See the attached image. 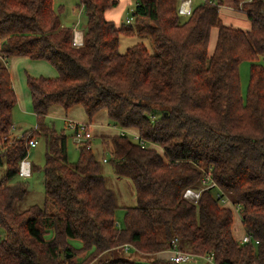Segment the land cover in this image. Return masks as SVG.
I'll return each instance as SVG.
<instances>
[{"label": "trees", "instance_id": "1", "mask_svg": "<svg viewBox=\"0 0 264 264\" xmlns=\"http://www.w3.org/2000/svg\"><path fill=\"white\" fill-rule=\"evenodd\" d=\"M223 2H200L184 18L180 0H134L132 21L116 26L105 13L117 0H79L85 25L75 47L53 0H0V264H175L113 256L125 247L157 256L173 240L183 252L212 255L213 264H264V0L234 5L246 30L225 24ZM136 35L153 52L136 44L119 53L120 38ZM11 58L46 62L57 73L26 76L36 130L21 136L12 133ZM243 62L250 64L244 98ZM53 107L81 108L89 121L104 111L112 127L134 130L142 141L102 138L112 146L113 172L135 192L121 225L91 140L78 145V160L69 163L64 131L45 123ZM32 140L45 148L44 203L18 211L28 193L19 165ZM37 170L31 165V174ZM206 179L215 187L206 189ZM186 190L200 194L196 203L183 198ZM232 209L256 245L233 238Z\"/></svg>", "mask_w": 264, "mask_h": 264}, {"label": "rangeland", "instance_id": "2", "mask_svg": "<svg viewBox=\"0 0 264 264\" xmlns=\"http://www.w3.org/2000/svg\"><path fill=\"white\" fill-rule=\"evenodd\" d=\"M118 9L112 12L117 13L121 16L119 24L126 26L125 22L132 17V11L134 10L135 3L134 0H117ZM195 5V3H194ZM53 8L55 13L59 15L61 24L64 27L70 28L72 31L77 30L78 32L83 29L85 25V14L83 9L79 4V0H53ZM121 22V23H120ZM143 44L150 53L153 52L151 43L146 37L134 36L132 38H120L119 42V53H124L127 48L136 45ZM13 59L7 61V67L9 69L11 79L15 83V93L17 98V105L13 110V130L12 133L15 136H21L27 131L36 130V121L32 113L31 100L28 89L26 87V76L32 78H44V79H53L57 76V73L53 67H51L46 62H35L30 61H21L12 64ZM260 64L264 68V58L260 60ZM249 63L243 62L239 66V77H240V87L242 97L246 95L247 85H248V76H249ZM56 113V112H55ZM49 113L45 119L46 125L55 129L58 133L64 131V134L67 137V156L69 163H76L78 160V145L73 137L70 130L64 124V118H69V112L65 113L60 111V113ZM100 114V119H96L99 123L98 131L93 132V139L91 140V148L95 154L96 159L101 163L102 173L106 179L107 186L115 193L117 197V203L119 209L115 215V221L117 224H122V218L124 214V209L127 207L135 206V192L131 182L125 178H118L113 172L110 165L111 151L112 146L110 144L104 143L102 140V135L111 136V135H123L126 136L130 141L134 142V137L137 135L135 132L130 130H122L120 128H115L110 125L108 122L107 115L104 111ZM76 116L74 118L75 123H86V116L84 111L81 108L76 109ZM99 115H96V118ZM85 120V121H83ZM83 121V122H81ZM90 130V129H89ZM157 152L161 154V150L158 147H154ZM44 153L45 148L42 141L37 140V146L30 149L28 152L27 161L38 169L37 171L32 172L31 177L21 178L28 187V193L24 201L20 204H17V210L22 211L30 206L37 205L39 207L43 206L44 203V189L42 184V173L40 172L44 165ZM41 169V170H40ZM5 169L0 168V180L4 176ZM216 195V194H214ZM223 204V202H222ZM226 205V204H225ZM233 214V225H232V234L233 238L236 241H239L243 236L241 230L240 219L237 211L235 212L232 209ZM240 228V229H239ZM5 236V232L0 229V240ZM52 236V233L48 234L47 238L49 239ZM162 237V230L157 229V238ZM75 245H78L76 242H73ZM115 259H122L131 261L134 263H149L155 260L156 256H143L134 251L125 252L117 249L113 252ZM189 264H208L204 259L195 258Z\"/></svg>", "mask_w": 264, "mask_h": 264}, {"label": "built area", "instance_id": "3", "mask_svg": "<svg viewBox=\"0 0 264 264\" xmlns=\"http://www.w3.org/2000/svg\"><path fill=\"white\" fill-rule=\"evenodd\" d=\"M200 2H209L215 4V0H200ZM193 6L192 0H180L179 6H178V15L181 17H187L191 13V9ZM132 19L126 21V24L130 23ZM80 33L76 30H73V38H72V45L75 47H79L82 45V37L79 35ZM67 128L72 133V137L74 141L77 144H82L84 142H88L92 140V134L89 130V126L85 124H74V123H67ZM134 141L139 142L141 145H143L142 141L139 140L138 135L134 137ZM29 148L32 149L37 145V142L32 140L28 143ZM19 177L20 178H29L31 176V165L27 161V159L23 160L19 165ZM204 185L206 186V189L215 187V184L211 182L209 179H206L204 182ZM200 194L193 190H186L183 194V198L196 203L199 199ZM242 244H252L256 245L257 242H252L251 239L247 236H243L241 238ZM128 251V247H125V252ZM170 252L169 260L175 264H189L192 260L195 258H201L204 259L208 264H213V256H206V257H196L192 254H189L187 252H183L179 250L177 240H173L171 242V248L168 251Z\"/></svg>", "mask_w": 264, "mask_h": 264}, {"label": "crops", "instance_id": "4", "mask_svg": "<svg viewBox=\"0 0 264 264\" xmlns=\"http://www.w3.org/2000/svg\"><path fill=\"white\" fill-rule=\"evenodd\" d=\"M192 1H193V6L200 4V0H192ZM245 1H248V0H224L223 6L220 8L219 11H220V14H221V16H222V18H223V20H224L226 25H232L234 27L241 28L243 30L248 29V24H247V22L245 20V17L242 14L236 12V10L234 9V5L236 4V2H240L241 3V2H245ZM118 3H119V1H118ZM194 3H195V5H194ZM116 9H118V5H117L116 8H114V11ZM112 10L113 9H111L108 12L105 13V19L107 21L113 22L116 26H118L121 16H119L115 12H112ZM82 30H81V32L79 31V33H80L79 35H81V37H82ZM215 40H216V31H212L211 32V37H210V43H209V50L210 51H212L213 48H214ZM12 59H13L12 64L14 66H15V64L17 62H19L20 65H21L22 64L21 61H23V63H25L24 61H27V59H24V58H12ZM6 65H7V63H6ZM11 81H12L13 89L16 91L15 83L13 82V79H11ZM76 109H78V107L77 108L75 107V108L67 111V112H69V118H64V124L66 125L67 123L71 122V123H74V124H85V125H88L89 129L91 131V134H92V139H93V132L96 133L95 131H98L99 129H101L99 127L100 126L99 123H96L97 122L96 119H98V120L100 119L101 116H100L99 113H102V111L97 114V115H99V116H97V118H96V115H95L92 118V120H90V121L88 120L87 117H85L84 119H86V123H75L74 118H78V116L75 115ZM60 111H63V110L61 108H59V107H53V108L50 109L49 113H55V112L56 113H60ZM64 112L67 113L66 111H64ZM83 121H85V120H83ZM83 121H81V122H83ZM130 131L135 132L134 130H130ZM111 136H118V135L116 134V135H111ZM111 136L102 135V138L103 137H111ZM241 230H242V227H241ZM242 232H243V230H242ZM170 255H171L170 252L167 251V252H164L163 254L157 255L156 257L158 259H167V258L170 257Z\"/></svg>", "mask_w": 264, "mask_h": 264}]
</instances>
